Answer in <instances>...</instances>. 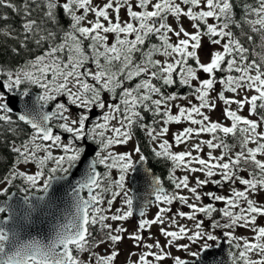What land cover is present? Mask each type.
Masks as SVG:
<instances>
[{
	"label": "snow or ice",
	"instance_id": "1",
	"mask_svg": "<svg viewBox=\"0 0 264 264\" xmlns=\"http://www.w3.org/2000/svg\"><path fill=\"white\" fill-rule=\"evenodd\" d=\"M5 10L19 17L18 28ZM0 13L2 35L15 41L11 52L31 57L19 67L0 65V124L8 125L15 154L12 170L0 178V197H6L0 201V264H116L125 239L141 249L130 253L137 256L130 264H224L217 254L225 241L231 264H264V225L258 223L264 218V0H0ZM205 41L214 47L207 62L200 55ZM31 86L40 90L36 104L21 110L10 94L28 97ZM181 87L188 91H170ZM60 97L66 102H56ZM182 100L187 105L177 103ZM51 102L55 109L44 111ZM218 102L222 121L211 115ZM94 109L103 113L99 119H92ZM54 119L60 133L53 131ZM182 123L188 126L170 142L169 126ZM136 128L155 145L156 158L171 162L174 190L146 168L157 212L145 218L142 209L129 232L109 221L133 217L126 178L147 158L139 144L133 148L138 161L113 149L133 141ZM29 164L34 173L21 170ZM177 169L185 174L177 176ZM17 180L24 195L14 204L9 192ZM209 184L227 185L229 193L203 191ZM62 192L70 197L66 222L55 224L47 241L22 239L8 227L30 219L41 204H54ZM118 197L123 207L112 212ZM176 202L189 211L173 213ZM185 219L191 227L180 223ZM239 228L252 235H236Z\"/></svg>",
	"mask_w": 264,
	"mask_h": 264
},
{
	"label": "rangeland",
	"instance_id": "2",
	"mask_svg": "<svg viewBox=\"0 0 264 264\" xmlns=\"http://www.w3.org/2000/svg\"><path fill=\"white\" fill-rule=\"evenodd\" d=\"M89 19H91V17H89ZM184 25H185V27L189 28V30H191L190 22L187 21L186 19L184 20ZM173 39H175V38L173 37ZM213 50H214V47L211 44H209L207 41H205V47L200 53L201 59L204 62H207L208 59H209V54ZM201 75H202V78H203V74H201ZM33 87H35V86H33ZM36 89H37V92H40V90L38 88H36ZM216 91L217 92L220 91V85L216 86ZM212 95L215 96L216 93L214 92V93H212ZM226 95H231V93H227ZM108 98H109L108 95L105 94V99L107 100ZM59 101H65L66 102L64 97H60L58 99V101H56V102H59ZM193 102L195 103V101H193ZM177 103L187 105V101H183V100L182 101H177ZM223 107H224L223 104L218 102V107H217L216 111L211 114L213 120H219V121L223 120V116H222V108ZM233 108H235V105H233ZM71 110H72L73 115H75L76 112L78 111L74 106L72 107ZM176 111L177 110L175 108H173V112L175 113ZM242 114L243 115H247V109H245ZM102 115H103V113L101 112V110H99V109H94L93 110V118H94L93 120L99 119ZM113 123H115V122H113ZM186 126H188V125L185 124V123H182V124H179V125H177V124L170 125L169 126L170 127V132H169V134L167 136L169 141L171 142V140H172V133L173 132H176L178 130H182ZM13 127H15V125H13ZM28 134H30V131L28 132ZM144 134H145V138L147 140H149V138L147 137L146 132H144ZM62 135L64 136L65 142H66L67 138H68V134L63 133ZM202 138L203 139H208L209 137L207 135H204ZM135 144H137V143H136L135 139H133V141L129 142L127 145H116L113 150L115 152H117V153L132 152L134 161H136L137 159H139V156H138V154H135L133 152V148H134ZM150 146H151V149H152L155 145L153 143H150ZM174 150L175 151H182V150H184V146H181L179 148H175ZM207 151L208 150L205 148V152H207ZM54 154H58V150H56L54 152ZM216 154L218 155L219 152L217 151ZM100 166L103 167V172L107 171V169H105L103 165H100ZM21 170L27 171L28 173L31 174V173H34L37 169H36V166L34 164H29V165H22L21 166ZM130 173L128 174V176L126 178V184H127L128 188H129L128 178H129ZM184 174L185 173L183 171L177 169V171H176V175L177 176H183ZM195 175H200L201 179L204 178L200 173H197ZM111 176H112L113 179H118L119 178V170L118 169H112L111 170ZM191 182L194 184V182H195L194 178H192ZM21 185H22V181H21ZM0 187H3V186L1 185ZM236 187L237 188H242V186L239 185V184H237ZM172 190H174V186H173ZM203 191H205V192H207V191H216L218 194L227 195L229 193V188H228L227 185H225L222 189L221 188H215L211 184H209L207 187H205L203 189ZM106 196H107V198H111L110 194H106ZM208 202H209L208 199L205 197L204 198V203H208ZM121 207H123V204H122L121 199L118 197L116 199V201H114L112 212H115V210L117 208H121ZM171 207H172V212L173 213L176 212L177 209H180V210L185 211V212L189 211L186 207L180 205L179 202L174 203ZM217 207H223V204H219L218 203ZM156 212H157V207H156V203H155V205L146 212V217L145 218H153ZM138 219H140V218H138ZM137 222H138V220H135L134 217H131V218H129V220L124 221V222L109 221V223L113 224V227L122 225L123 227H126L129 232H132V231H134L136 229ZM180 223L181 224H186L189 227H191V224H192L191 221H188L186 219L185 220H180ZM258 223H260L261 225H264V218H259L258 219ZM207 226H208V222L206 221L205 222V227H207ZM158 227L159 226H153V228L151 229V234L158 236ZM94 231L99 232V229L95 228ZM143 235L145 236L146 242H148V243L152 242L150 240H147V237L150 235L149 232L146 231ZM236 235L247 238V237H250L252 235V233L250 231L244 229V228H239L236 231ZM159 239L161 240V243H164V238L163 237H159ZM180 243H187V241H180ZM119 249H120V256H119L118 260L116 261V264H124L128 260L129 261L135 260L137 258V256L136 255H131L130 256V253H136L138 255L140 253V251H141V249L134 248L132 242L130 240H128V239H125L119 245ZM97 251L100 252L101 254L104 253V249L103 248H100ZM232 251H235V249H232ZM172 252H173V255H178V256H181V257L185 256V253H183L182 251H177L176 249H172ZM80 255H81V258L84 259V260H88V258H89L87 253H83V254H80ZM163 264H172V262H171V260H165L163 262Z\"/></svg>",
	"mask_w": 264,
	"mask_h": 264
},
{
	"label": "water",
	"instance_id": "3",
	"mask_svg": "<svg viewBox=\"0 0 264 264\" xmlns=\"http://www.w3.org/2000/svg\"><path fill=\"white\" fill-rule=\"evenodd\" d=\"M0 91H3V89L0 88ZM37 94V91L31 89V95L28 97L21 98L18 93L10 94V96L14 95L17 107L23 110L25 108V105H27V107L30 109L34 107V105L36 104ZM44 111L51 112V108L47 105L44 108ZM92 119H94L93 116ZM28 127L30 129V126ZM53 131L56 133L57 130L53 127ZM92 147L98 150L96 145H92ZM146 168H149L147 162L136 163V171L131 172L128 178L129 188L132 190L131 194L134 196L133 217L135 220H138V218H140L139 212L142 209L148 211L155 205V198L154 195L151 194V188L149 186V178L146 177L144 173V170ZM67 191H70V189ZM13 193L15 195L13 196L12 203H22L23 196L18 195L16 191H12L9 194ZM36 195L39 194L36 193ZM59 195L60 199L56 200L54 204H41L38 210L32 214L30 219H18L17 221L10 222L8 227H13L16 231H18L22 239L35 238L47 241V239L51 236L54 225L57 223L66 222L64 219V213L70 201V197L66 195V192H62ZM0 201L2 200L0 199ZM146 205L147 207L145 209ZM4 216L5 214H3V217ZM3 217H0V219H3ZM228 253L229 245L224 242L222 249L217 254V258L224 260V264H231V260L228 257Z\"/></svg>",
	"mask_w": 264,
	"mask_h": 264
},
{
	"label": "trees",
	"instance_id": "4",
	"mask_svg": "<svg viewBox=\"0 0 264 264\" xmlns=\"http://www.w3.org/2000/svg\"><path fill=\"white\" fill-rule=\"evenodd\" d=\"M5 11H8L9 14L8 23L18 28L20 24L19 17H16L13 13H11L10 10H5ZM2 32L3 29H0V65H3L6 69L11 68L13 66L15 67L22 66V64L31 57L16 56L15 54H13L11 52V49L12 47L15 46V41L9 38H5L2 35ZM258 43L259 40L257 39V44ZM31 89L35 91L37 90L33 86H31ZM176 90H178L181 93H186L188 91L187 88H182V87L178 89H170V91H176ZM7 127L8 125L6 124H0V178H3L4 176L9 174L15 160V154L12 153L10 150V144L13 138L11 137L10 133L4 131V129ZM21 127H25L26 131L30 130L28 126H23L22 123H21ZM24 138H25L24 135L16 137L15 138L16 143L19 144L21 140ZM134 139L136 143L140 145L142 152L145 154L147 158L146 162L148 167H151L153 169V172L161 178L163 184L167 187L168 191H172L173 185L168 180V173L171 167V162L166 161L162 158H156L154 156V154L152 153L149 140L145 138L144 131L140 130L139 128L134 129Z\"/></svg>",
	"mask_w": 264,
	"mask_h": 264
},
{
	"label": "flooded vegetation",
	"instance_id": "5",
	"mask_svg": "<svg viewBox=\"0 0 264 264\" xmlns=\"http://www.w3.org/2000/svg\"><path fill=\"white\" fill-rule=\"evenodd\" d=\"M55 102H51L48 106L51 108V111H53L54 109H55ZM99 113V112H98ZM57 122H59L58 120H56V119H54L52 122H51V125L57 130L56 131V133H60V129L58 128V127H56V124H57ZM98 147V146H97ZM99 149V148H98ZM11 170H12V168H11ZM10 170V171H11ZM98 170L100 171V172H103V167H101L100 165H98ZM1 186V185H0ZM3 186V185H2ZM20 186H22L21 185V181L20 180H17V181H15L14 182V185L10 188V192H12V191H16L17 192V194L18 195H20V196H23L24 195V193H21L20 191H19V187ZM165 186V185H164ZM166 187V186H165ZM166 190H168L167 189V187H166ZM9 192V193H10ZM39 194V193H38ZM83 195L85 196V197H87V195H86V192H84L83 193ZM6 197H0V199L1 200H3V199H5ZM0 217H3V214L2 213H0ZM129 264H130V261L128 260L127 261ZM125 264V263H124Z\"/></svg>",
	"mask_w": 264,
	"mask_h": 264
}]
</instances>
